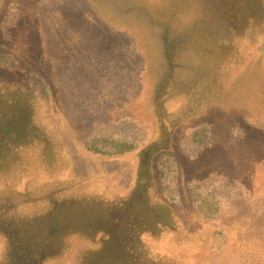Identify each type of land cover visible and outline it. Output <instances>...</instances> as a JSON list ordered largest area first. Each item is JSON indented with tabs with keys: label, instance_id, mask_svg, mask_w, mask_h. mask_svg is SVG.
<instances>
[{
	"label": "rangeland",
	"instance_id": "374dc122",
	"mask_svg": "<svg viewBox=\"0 0 264 264\" xmlns=\"http://www.w3.org/2000/svg\"><path fill=\"white\" fill-rule=\"evenodd\" d=\"M15 3L0 0V264H243L264 172L245 160L189 194L178 179L206 162L198 127L264 163V0H40L25 32ZM162 72L224 99L149 148ZM104 140L135 148L96 152ZM247 203L256 222L238 217Z\"/></svg>",
	"mask_w": 264,
	"mask_h": 264
},
{
	"label": "trees",
	"instance_id": "16d2710c",
	"mask_svg": "<svg viewBox=\"0 0 264 264\" xmlns=\"http://www.w3.org/2000/svg\"><path fill=\"white\" fill-rule=\"evenodd\" d=\"M39 2L40 0H16V3L14 4L16 10L14 9V11H17L18 13L16 12L17 16L14 17L16 18L15 21H17L18 27H20L24 32L28 30V27L32 23V21L36 20L33 7L35 8V6L39 4ZM194 59L195 61L197 60L198 62L202 63L201 59ZM161 74L162 77H158V79H160L161 81V87H158V89L154 88L150 92H148L147 100L143 105V115L147 118L148 124H150L155 131L154 139H151V141L149 142V148L151 146L153 147L158 141L162 140V138H164L165 132H169L170 136L178 134L182 129V125L193 120L195 116L198 115L193 121H201L199 120V118L206 117V114H208L211 109L209 95L214 94L216 95V97L218 96L221 98L222 94L224 93L223 89H221L219 86L215 87L209 84V80H207L206 82V79L204 77L200 78V76H195L192 79L193 81L186 83V81L176 78L175 75H168V77H165V74L163 72ZM161 74L159 76H161ZM162 83L164 84L162 85ZM246 102L247 101L244 100L242 102L244 104H242L241 106L245 105L244 108H246V106L249 105V103ZM221 120L224 121V118L222 115H219L214 122H218L221 124L224 123L221 122ZM206 124L209 125V123ZM198 128L199 129L197 131L195 130L194 133L203 134L202 137L205 140L200 145L204 147L198 153L206 154H204L206 162L202 165L203 167L197 165L198 167L197 169H195L196 174L193 176V178H196L195 183L192 184L190 181L187 182L186 180H184V178L186 177L184 175L178 179L181 180L178 184L181 185L184 191L186 190L185 192L189 194L192 187H195L198 184H204V182H211L212 180H214V176H217L218 173H221V171L223 172V174H226L228 172L232 174H237V172H239L238 174L245 173L249 168L246 165L245 160H251L253 162L252 167H254L253 170L255 172V176L264 172L262 169L264 163H260V159L258 160V163L256 159L253 161L249 158V156H251L252 154L251 151H248V153H251L248 154L249 159H245L239 154L237 150L232 149L231 151H229L228 149L226 150L224 149V147H222L225 145V142H223V129H220V131H216L212 129L211 126ZM102 143H104V145L99 147L98 150L94 148L96 152L102 151L104 147H110L116 154H123L135 148L133 144H128L125 142H112L104 140L102 141ZM94 147H96V145ZM167 147L168 143L164 147L159 148L157 153L164 154V152L168 151ZM165 148H167L166 151ZM254 162L257 163L256 165L259 168L256 167ZM199 172H202V174H200ZM244 194L246 195L247 193ZM249 206V203H247V206L244 207L243 211L238 217L241 220H250V222L248 223H251V219L256 222L257 214L255 212V209H253L252 211L251 207ZM258 218L260 217L258 216ZM242 225L243 227L246 226V228L255 229L254 224L243 223ZM229 231L230 233L239 232H237L236 230L234 231V228H230ZM256 231L257 230L249 231L250 233H244L243 231H241L238 233V236L245 235L244 237H242V239L239 240V243L246 244V246H244L243 248V255L245 257V262H243V264H264V232L256 233ZM179 239L180 238L177 237V242H181L180 251L186 250L187 244L185 245V242L182 243V239ZM238 248L240 251H242L241 247ZM231 252L232 250L230 251L229 255H231Z\"/></svg>",
	"mask_w": 264,
	"mask_h": 264
},
{
	"label": "flooded vegetation",
	"instance_id": "af4514ba",
	"mask_svg": "<svg viewBox=\"0 0 264 264\" xmlns=\"http://www.w3.org/2000/svg\"><path fill=\"white\" fill-rule=\"evenodd\" d=\"M218 72V71H217ZM220 73V72H219ZM219 75H222V74H219ZM207 80H209L208 78H206ZM217 84H219V76L217 77ZM209 84H213L210 80H209ZM215 84V83H214ZM211 96H213V95H211ZM215 97H216V95H215ZM218 97V96H217ZM220 98V97H219ZM220 99H224V95L222 94V97L220 98ZM212 102V101H211ZM240 197H242L241 196V193H240Z\"/></svg>",
	"mask_w": 264,
	"mask_h": 264
}]
</instances>
